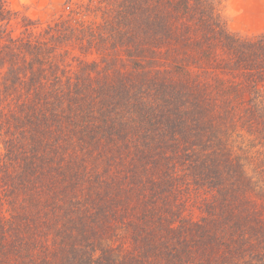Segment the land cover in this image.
<instances>
[{
	"label": "trees",
	"instance_id": "trees-1",
	"mask_svg": "<svg viewBox=\"0 0 264 264\" xmlns=\"http://www.w3.org/2000/svg\"><path fill=\"white\" fill-rule=\"evenodd\" d=\"M68 10L0 0V264H264V31L215 0Z\"/></svg>",
	"mask_w": 264,
	"mask_h": 264
},
{
	"label": "rangeland",
	"instance_id": "rangeland-1",
	"mask_svg": "<svg viewBox=\"0 0 264 264\" xmlns=\"http://www.w3.org/2000/svg\"><path fill=\"white\" fill-rule=\"evenodd\" d=\"M13 8L20 10L31 18L46 21L60 13L69 11L68 8L77 6L86 0H4ZM99 2L100 0H95ZM220 16L226 23L229 31L254 35L264 31V0H215ZM95 16V15H94ZM89 19L90 17H85ZM84 18V19H85ZM74 54H81L78 49ZM72 54V53H71ZM98 54L91 51L85 57L87 60L97 59ZM255 164H253L254 166ZM252 165L249 167L251 168ZM250 170L249 168H247Z\"/></svg>",
	"mask_w": 264,
	"mask_h": 264
}]
</instances>
